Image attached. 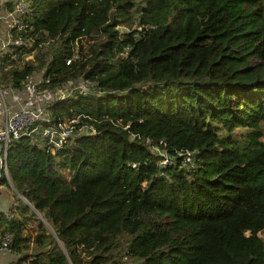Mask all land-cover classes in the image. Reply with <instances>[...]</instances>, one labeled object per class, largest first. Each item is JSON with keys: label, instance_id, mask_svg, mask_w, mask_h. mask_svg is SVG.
<instances>
[{"label": "trees", "instance_id": "16d2710c", "mask_svg": "<svg viewBox=\"0 0 264 264\" xmlns=\"http://www.w3.org/2000/svg\"><path fill=\"white\" fill-rule=\"evenodd\" d=\"M262 1L25 0L18 37L56 45L42 85L100 91L48 104V124L100 122L54 153L27 136L9 145L13 189L55 237L24 231L36 219L25 204L0 212L7 264H264ZM36 68L24 61L9 80ZM153 147L172 161L158 166Z\"/></svg>", "mask_w": 264, "mask_h": 264}, {"label": "built area", "instance_id": "2783aa9c", "mask_svg": "<svg viewBox=\"0 0 264 264\" xmlns=\"http://www.w3.org/2000/svg\"><path fill=\"white\" fill-rule=\"evenodd\" d=\"M25 12L20 17L24 16ZM15 21L8 26V29L15 28L16 30H20L22 28V23L18 21L15 23ZM8 29L5 28V31H8ZM19 45L24 50H28L31 47L29 41L21 40L18 36H13L6 32L4 36L0 35V69L2 71L19 67L24 62L21 61L22 57L29 52H22L20 56L17 55L14 52V46ZM66 63H68V60ZM8 64L10 67L6 69ZM34 71L20 82L19 86H13L10 80H8V85L6 86L0 84V177L3 175L8 187L14 191L10 196L6 195V193L0 194V197L4 198V209L0 212H4L6 215H9V209L15 210V207L19 206L18 203L16 205L13 201V194L17 196L21 204H25L33 210L27 201L13 189L8 179L5 160L7 149L12 141L18 139L20 136H27L31 144L41 148L45 152L54 153L64 145L72 142V138L78 130L75 127V123L78 120L89 128L91 132L88 135L95 133V128H92L90 125L94 120L93 117L76 115L70 119L63 118L62 120H57L55 123L48 124L49 120L46 111V106L50 103L78 93L96 91L95 82L76 78L68 79L53 88H45L42 85L47 82L43 77L44 67H40L39 73L36 75L33 73ZM1 81L2 79L0 78ZM45 122L47 124H43ZM155 154L162 155V158L157 161V165L160 167L172 161L171 158L160 150ZM178 155H182L183 162L187 164L191 163V153H178ZM10 241L11 235L4 233L0 237V251H8L9 253L8 246L10 245Z\"/></svg>", "mask_w": 264, "mask_h": 264}, {"label": "rangeland", "instance_id": "374dc122", "mask_svg": "<svg viewBox=\"0 0 264 264\" xmlns=\"http://www.w3.org/2000/svg\"><path fill=\"white\" fill-rule=\"evenodd\" d=\"M262 1V0H261ZM262 3H264L262 1ZM26 10V3L25 0H0V35L4 36L5 32L6 33H10L13 36H18V33H20V30H16L15 28H11L8 29V26L14 21H18L19 23H21V15L22 13H24ZM15 21V23H16ZM5 28L8 29V31H5ZM120 30L122 28H120V26L118 27ZM27 41H29L31 43V47L30 52L28 54L23 55L22 60L21 61H30L32 62L33 65H36V70L33 72L35 75L39 73V69L40 67H38L39 65V61H41L42 59H44L45 57H47L48 55H50L54 50H56V45L54 43L48 42V41H44L42 43H40L38 46L32 48V40L31 39H26ZM93 41L91 40H82V46L84 48H86L88 43H91ZM20 56V55H19ZM10 67V65L8 64V66L6 67V69ZM0 78L2 79V81L0 82V84L2 85H8V80L10 79L9 76V70L8 71H2L0 69ZM96 93H100V91H95ZM71 117H73V115H68V114H64V118L65 119H70ZM93 122L90 123L92 128H95V124L100 122V118H93ZM118 125L123 126V127H128V123L127 121H124L123 119L119 120L117 122ZM75 127L78 128L77 132L74 134L72 141L79 139L80 136H87L91 131L89 130L88 127L84 126L83 123H81V121H76L75 123ZM96 129V128H95ZM237 131L235 132V136L237 135ZM263 136H264V122H263ZM264 139V137H263ZM154 153H158V150L156 148H152L151 149ZM63 176L65 178H68L69 176V172L66 169H62L61 170ZM6 193V195L10 196L12 193H14V191L9 188L6 187L5 185H1L0 186V194H4ZM13 201L16 203H18V205L21 204V202L19 200H17L14 196H13ZM15 211L18 212V207H15ZM34 214L36 215V219H32L30 221L27 222V224H25L24 226V231L29 232L31 235L34 234L35 230L37 227L42 226L45 230L46 233H50L51 232V226L49 224L48 221H45V219L42 217V214L34 211ZM263 235V234H261ZM264 237V235H263ZM57 244L60 246V243L58 241H56ZM34 245L31 244L30 247H33ZM8 251H0V263L1 264H7L9 261H11L13 259V257L11 255L7 254Z\"/></svg>", "mask_w": 264, "mask_h": 264}, {"label": "water", "instance_id": "95a60500", "mask_svg": "<svg viewBox=\"0 0 264 264\" xmlns=\"http://www.w3.org/2000/svg\"><path fill=\"white\" fill-rule=\"evenodd\" d=\"M3 209H4V198H3V197H0V211H3ZM50 234H51L53 237H55V236H54V233H53L52 230H51ZM56 241H57V240H56Z\"/></svg>", "mask_w": 264, "mask_h": 264}]
</instances>
